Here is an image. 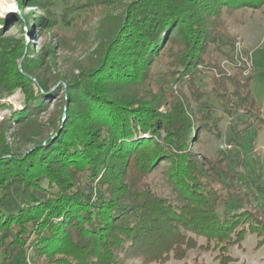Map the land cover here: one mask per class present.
<instances>
[{"label":"trees","instance_id":"trees-1","mask_svg":"<svg viewBox=\"0 0 264 264\" xmlns=\"http://www.w3.org/2000/svg\"><path fill=\"white\" fill-rule=\"evenodd\" d=\"M83 1L81 26L105 19L97 46L68 79L47 68L56 50L83 35L81 26L66 36L56 31L51 0H15L12 21L50 38L35 51L22 34L3 37L0 19V97L20 90L22 106L0 120V264L24 248L29 264H164L187 259L190 250L214 252L228 264L230 249L248 234L259 249L264 212L238 183L240 152H196L200 132L219 131L201 123L191 103L202 102L197 81L207 74L224 114L246 117L244 128L231 127L228 145L238 149L244 131L264 135V107L228 26L241 27L264 0ZM25 7L40 15L33 19ZM158 64L167 77L161 83ZM59 91L60 104L48 113ZM159 168L169 197L147 182Z\"/></svg>","mask_w":264,"mask_h":264},{"label":"rangeland","instance_id":"rangeland-1","mask_svg":"<svg viewBox=\"0 0 264 264\" xmlns=\"http://www.w3.org/2000/svg\"><path fill=\"white\" fill-rule=\"evenodd\" d=\"M51 9L55 13L58 23L56 31L66 36H71L77 28L81 26L82 20L87 10L83 8V0H51ZM15 3V0H0V10L9 4ZM17 5V4H16ZM30 12L32 18L40 15V10L36 7H25L24 13ZM13 13L18 14V11H8L1 18L6 20L1 30L3 37L18 38L24 35L25 42H31L35 51H38L39 43L46 40H50L48 33L41 31L37 36H30L26 30V27L22 22L12 21ZM105 18L95 17L88 23L81 26V33L83 35L78 38V41L70 43L67 49L56 50L55 63L53 66L47 68V72L51 75H59L61 79H68L71 76V66L82 62L88 54L98 44V36L100 34V25L104 22ZM66 23L67 25H65ZM231 33L237 36V41L243 45V52L246 55L249 53L252 56V65L248 73L252 74L253 80L250 88L256 99V101L264 107V53L262 45L264 42V8L262 11H255L252 14L246 13L244 18V24L233 25L228 23ZM55 39L52 37V40ZM223 67L229 68V64L226 60L222 59ZM154 71L156 73L155 79L157 83H161L165 80V68L163 65H155ZM76 74V72H74ZM47 75V74H46ZM64 79V80H65ZM59 84V83H58ZM197 84L199 88L204 92V97L199 104L191 103V109L195 116L201 123H208L212 126L217 124V130L219 136L215 133L200 132L199 141L193 145V149L200 155H209L214 157L220 152L224 153V156L232 158L236 150H239L240 157L243 159V165L237 167L238 171V183L243 191L249 193L252 202L258 208L264 212V191H259L264 188V135L262 132L254 134L251 131H244V141L239 145V148H234L233 145H228L227 140L231 137L233 131L231 127L235 124L237 128H244L242 123L246 117L238 115L233 118H229L224 114L220 103L213 97L210 91L208 75L204 74L198 77ZM167 85L174 87L173 81L168 80ZM52 86V85H50ZM49 86V87H50ZM64 87V84H61ZM53 92L57 90L56 87L50 88ZM62 92H58L56 96L50 98L49 111L55 107V104H60L62 99ZM21 92L17 90L11 96L6 98L0 97V103H3L6 107L0 111V120L4 114L8 111H21L22 106L20 103ZM48 118L47 113H41L39 119L46 121ZM232 166H234L232 164ZM231 166V167H232ZM161 168L154 170L148 177L149 182L156 193L164 197H169L168 186L166 185L162 176ZM222 209V208H221ZM220 209V211H221ZM198 243L204 242L203 238H198ZM256 237L253 234H248L241 243V247H233L230 249L229 255L232 257V261L228 264H264V245L259 249H255ZM215 253L211 251L199 252L198 250H190L188 258L182 261L170 260L164 264H219L214 258ZM29 251L23 249L21 253L16 256L15 260L11 264H29L28 260ZM128 264H141L139 261L131 260Z\"/></svg>","mask_w":264,"mask_h":264},{"label":"built area","instance_id":"built-area-1","mask_svg":"<svg viewBox=\"0 0 264 264\" xmlns=\"http://www.w3.org/2000/svg\"><path fill=\"white\" fill-rule=\"evenodd\" d=\"M242 48H243V45H241L239 42H236V44H235V55H236V58H238L239 60H241L245 63V65L248 67L247 71H249V69L251 68V65H252V56L250 53H249V55L245 56ZM261 48H262L263 53H264V42H263V45ZM247 71H246V73H248Z\"/></svg>","mask_w":264,"mask_h":264},{"label":"clouds","instance_id":"clouds-1","mask_svg":"<svg viewBox=\"0 0 264 264\" xmlns=\"http://www.w3.org/2000/svg\"><path fill=\"white\" fill-rule=\"evenodd\" d=\"M8 11H18V6L14 2L5 5L2 10H0V17H2Z\"/></svg>","mask_w":264,"mask_h":264}]
</instances>
